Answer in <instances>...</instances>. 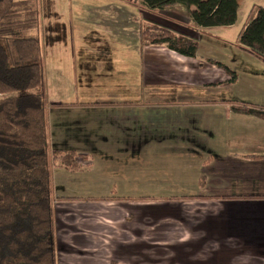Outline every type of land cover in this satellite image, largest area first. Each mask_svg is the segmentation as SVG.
Wrapping results in <instances>:
<instances>
[{
  "label": "crops",
  "instance_id": "crops-1",
  "mask_svg": "<svg viewBox=\"0 0 264 264\" xmlns=\"http://www.w3.org/2000/svg\"><path fill=\"white\" fill-rule=\"evenodd\" d=\"M111 3L117 21L98 25L106 35L116 26L118 42L41 50L47 148L74 151L79 166L50 160L56 264H264V118L237 110L264 109V60L233 48L225 70L211 42H196L195 57L141 47L138 9ZM257 6L238 0L235 24L218 28ZM143 13L196 41L169 16Z\"/></svg>",
  "mask_w": 264,
  "mask_h": 264
},
{
  "label": "trees",
  "instance_id": "trees-1",
  "mask_svg": "<svg viewBox=\"0 0 264 264\" xmlns=\"http://www.w3.org/2000/svg\"><path fill=\"white\" fill-rule=\"evenodd\" d=\"M138 2L153 14L182 8L193 28L234 25L238 9V0ZM37 21L29 0H0V264H56L41 45L35 38L18 37ZM238 38L243 50L264 60L263 7L251 9ZM139 42L185 57H195L197 50L193 39L144 23ZM237 110L264 118L261 108L244 105ZM50 160L68 171L79 167L74 151L54 149Z\"/></svg>",
  "mask_w": 264,
  "mask_h": 264
},
{
  "label": "rangeland",
  "instance_id": "rangeland-1",
  "mask_svg": "<svg viewBox=\"0 0 264 264\" xmlns=\"http://www.w3.org/2000/svg\"><path fill=\"white\" fill-rule=\"evenodd\" d=\"M32 8L37 12V25L34 28L23 31L18 35L22 38H35L39 41L41 50L44 55V47L49 42H118L116 38L114 39V32H117L116 26L112 28L111 34H104V31L99 30L98 24L100 21H106L114 23L113 18L117 21L118 14L115 13L113 9V3L108 4L111 0H29ZM118 1V0H117ZM122 2L123 8L128 10L129 6L138 9V17L133 18L134 26H141L140 19L143 16L144 21L148 19H154L160 22L162 19H157L143 13V9L140 8L138 0L135 2H127V0H120ZM117 5V4H116ZM105 9L107 11H105ZM161 12V11H160ZM114 14V15H113ZM164 14V15H161ZM168 18L175 24H180L181 26L187 28L186 32L193 34L197 37L196 42H201L203 46L205 42H211L212 47L215 51V56H213L217 62L214 63H229V61L234 60L233 48L236 52H239L241 48V43L238 38V29L243 27L246 23L245 18H243L242 12H239V19L236 25L237 28L221 31L218 27L206 28L202 31H198L197 35L193 32H189L190 27H188L189 14L187 11L182 9H167L164 13H157L155 16L160 18ZM111 16V17H110ZM162 16V17H161ZM130 16L125 15L124 21L128 24L130 23ZM138 23V24H137ZM124 24V23H123ZM146 24V23H144ZM116 25V24H115ZM187 26V27H186ZM175 27V26H174ZM176 28V27H175ZM178 28V27H177ZM132 32V31H131ZM109 35V36H108ZM123 42H128V40H123ZM230 42V43H221ZM234 42V43H233ZM223 44L225 46H223ZM222 62V63H221ZM215 65V64H214ZM240 65V64H239ZM242 67V66H241ZM50 162V152H49V168H51ZM133 191L134 199H140L146 194L144 191ZM53 192V190H52ZM190 192H184L179 190H174L172 192H167V195H187ZM195 193V192H194ZM157 192H148V195H154ZM164 192H159L158 195H163ZM53 195V193H52ZM127 195H131L127 192ZM184 197V196H183ZM144 198V197H143Z\"/></svg>",
  "mask_w": 264,
  "mask_h": 264
}]
</instances>
